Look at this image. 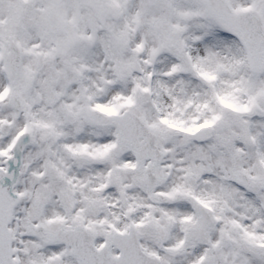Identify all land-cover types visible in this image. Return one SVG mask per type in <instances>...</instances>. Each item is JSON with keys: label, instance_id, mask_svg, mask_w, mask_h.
<instances>
[{"label": "snow or ice", "instance_id": "snow-or-ice-1", "mask_svg": "<svg viewBox=\"0 0 264 264\" xmlns=\"http://www.w3.org/2000/svg\"><path fill=\"white\" fill-rule=\"evenodd\" d=\"M0 264H264V0H0Z\"/></svg>", "mask_w": 264, "mask_h": 264}]
</instances>
